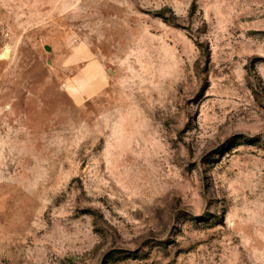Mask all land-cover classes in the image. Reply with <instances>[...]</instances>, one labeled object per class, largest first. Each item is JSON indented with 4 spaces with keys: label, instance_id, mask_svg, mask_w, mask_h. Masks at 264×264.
Segmentation results:
<instances>
[{
    "label": "rangeland",
    "instance_id": "obj_1",
    "mask_svg": "<svg viewBox=\"0 0 264 264\" xmlns=\"http://www.w3.org/2000/svg\"><path fill=\"white\" fill-rule=\"evenodd\" d=\"M0 264H264V0H0Z\"/></svg>",
    "mask_w": 264,
    "mask_h": 264
},
{
    "label": "water",
    "instance_id": "obj_2",
    "mask_svg": "<svg viewBox=\"0 0 264 264\" xmlns=\"http://www.w3.org/2000/svg\"><path fill=\"white\" fill-rule=\"evenodd\" d=\"M49 47V46H48Z\"/></svg>",
    "mask_w": 264,
    "mask_h": 264
}]
</instances>
